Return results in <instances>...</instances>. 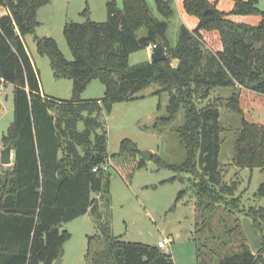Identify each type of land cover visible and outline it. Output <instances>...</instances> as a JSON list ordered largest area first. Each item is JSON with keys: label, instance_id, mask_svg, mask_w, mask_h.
<instances>
[{"label": "trees", "instance_id": "trees-1", "mask_svg": "<svg viewBox=\"0 0 264 264\" xmlns=\"http://www.w3.org/2000/svg\"><path fill=\"white\" fill-rule=\"evenodd\" d=\"M219 1L182 0L194 23L191 29L180 26L175 46L167 42L168 22L154 17L145 0H122V8L107 1L105 21L65 23L71 60L52 37H35L37 52L48 56L54 78L72 81V96L58 98L41 93L39 74L23 41L34 33L37 10L48 0H0V7L7 10L0 16V79L14 86L13 123L2 138L5 146L12 147L13 165L0 176V264H54L70 236L60 229L63 222L88 210L101 218L94 194L108 191V170L102 168L109 161L103 116L114 103L136 99L135 93L152 83L160 85L157 92L168 93L166 115L156 118L154 128L170 123L184 110L178 135L186 157L180 164H167L154 155L151 159L177 174L197 178L202 204L230 203L239 209L237 197L229 201L225 197L235 186L221 182L219 105L198 107L196 100L216 87L234 89L228 106L238 114L240 128L232 163L263 169L264 121L253 120L249 112L264 97V11L256 0H230L228 10L220 8ZM156 2L164 18L174 16L168 1ZM233 14H260V21L247 24L233 20ZM141 28L146 34L139 36ZM157 42L165 47L166 59L129 64L131 52L151 50ZM94 78L103 83V96L80 97ZM137 154L136 144L123 139L112 157ZM145 164L141 158L137 167ZM259 193H264V183ZM255 214L251 212L256 224ZM103 231V248L87 252L90 264H174L158 246L121 240L107 226ZM215 264H264V250L254 253L244 247Z\"/></svg>", "mask_w": 264, "mask_h": 264}, {"label": "rangeland", "instance_id": "rangeland-1", "mask_svg": "<svg viewBox=\"0 0 264 264\" xmlns=\"http://www.w3.org/2000/svg\"><path fill=\"white\" fill-rule=\"evenodd\" d=\"M107 1L123 7L122 0H48L37 10L35 31L26 34L23 41L46 94L70 98L72 81L54 78L48 56L37 52L35 37H52L64 56L71 60L72 54L63 35L64 24L82 23L87 19L105 21ZM145 1L154 17L168 22L166 38L170 46L178 43L180 26L192 28L193 18L179 7V0H165L174 11L170 19L159 13L156 0ZM256 5L264 11V0H256ZM230 17L251 25L260 21V14H233ZM145 34V28L138 31L139 36ZM150 53L147 48L131 52L129 64L135 66L150 60ZM13 87V84L0 80V157L5 147L2 138L14 118ZM159 89V84L152 83L136 92V99L114 103L110 112L103 116L109 154L105 181L108 191L94 194L101 218L88 210L60 225L61 230L70 234L62 244L61 264H90L87 252L92 254L103 248L105 226L124 241L157 246L159 241L171 239L159 250L169 254L175 264H215L220 258L244 247L254 253L264 250V193H259L260 185L264 183V168L250 170L232 163L240 128L238 114L228 106L233 88L216 87L206 98H197L196 104L198 107L214 102L219 105L221 182L235 186L233 194L225 197L228 201L237 197L239 209L230 203L202 204L197 195V178L161 167L155 157L150 160H145L140 154L112 157L120 151L121 141L128 139L136 144L138 150H149L167 164H180L185 160V148L178 135V128L184 122V110L181 108L170 123L153 127L158 116L166 115L168 103V93L157 92ZM103 94V83L94 78L80 92V97L94 99ZM249 115L255 121H264V97L252 104ZM81 127L82 124L79 125ZM141 158L146 164L137 167ZM11 169L12 166L0 163V176ZM173 176L175 178L170 179ZM254 211L256 224L251 218Z\"/></svg>", "mask_w": 264, "mask_h": 264}, {"label": "water", "instance_id": "water-1", "mask_svg": "<svg viewBox=\"0 0 264 264\" xmlns=\"http://www.w3.org/2000/svg\"><path fill=\"white\" fill-rule=\"evenodd\" d=\"M167 58L165 47L161 42L155 43L151 48L150 59L152 61L164 60ZM139 154L145 159L150 160L152 153L149 150H139ZM13 159V150L11 145L5 146L1 151L0 163L2 165H10ZM62 252H59L54 264H61Z\"/></svg>", "mask_w": 264, "mask_h": 264}, {"label": "crops", "instance_id": "crops-1", "mask_svg": "<svg viewBox=\"0 0 264 264\" xmlns=\"http://www.w3.org/2000/svg\"><path fill=\"white\" fill-rule=\"evenodd\" d=\"M179 3H180V6L179 7H181V9H183L182 8V0H179ZM219 7L220 8H222L223 10H228L230 7H231V1L230 0H220L219 1ZM7 13V10L4 8V7H0V14L1 15H4V14H6ZM0 15V16H1ZM1 80V79H0ZM41 93L42 94H46L43 90H42V88H41ZM47 95H49V94H47ZM52 96V95H51ZM56 97V96H55ZM58 98H60V97H58ZM13 165V159H12V163L10 164V165H7V166H12ZM175 264V263H174Z\"/></svg>", "mask_w": 264, "mask_h": 264}, {"label": "built area", "instance_id": "built-area-1", "mask_svg": "<svg viewBox=\"0 0 264 264\" xmlns=\"http://www.w3.org/2000/svg\"><path fill=\"white\" fill-rule=\"evenodd\" d=\"M108 166H109V161L104 162V164L102 165L103 170H104V171H107V170H108ZM96 170H97V168L94 167V168H93V171H96ZM169 242H171V239H164V240H162V241H159L158 244H157V246H158L159 248H162V247H164L166 244H168Z\"/></svg>", "mask_w": 264, "mask_h": 264}]
</instances>
